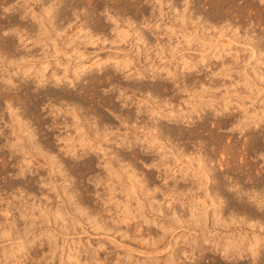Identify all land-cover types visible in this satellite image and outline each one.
<instances>
[{
	"label": "clouds",
	"instance_id": "1",
	"mask_svg": "<svg viewBox=\"0 0 264 264\" xmlns=\"http://www.w3.org/2000/svg\"><path fill=\"white\" fill-rule=\"evenodd\" d=\"M61 2L0 0L4 13L24 8L20 19L35 20L39 37L30 39L25 35L27 29L4 31L0 26V264H54L58 253L74 252L67 231L69 223L75 222L68 213L75 209L79 214L77 201L83 196L95 197L105 208L113 204L123 209L135 202L133 211L138 217L145 219L147 212L152 222L162 226L156 239L150 236L140 242L153 249L162 247L163 258L156 253L140 264H201L207 251L220 255L219 264H264V183L260 182L264 165L244 180L248 190L239 183L226 184L219 165L229 166L234 155L230 145H224L227 159L218 163L215 146L205 150L197 141L189 149L183 134L171 131L176 120L190 126L193 116L199 115L197 109L208 106L210 100L217 117L237 103L213 99L215 89L196 85L199 91H192L185 83L202 59L195 54L202 41L195 31H188L186 23L192 0H182V11L171 7L170 0H71L86 7L73 9L70 18L59 22L63 28L58 30L54 8ZM96 3L103 8L95 9ZM258 3L264 6V0ZM123 4H150L151 16L139 21L123 17L116 10ZM84 16L106 27L107 35L103 30L94 34L82 20ZM206 27L212 30L210 23ZM160 32L178 41L167 57L158 43L142 51L147 36ZM9 37H19L11 49ZM65 40L72 43L64 47ZM77 41L81 45H124L125 50L105 60L96 53L85 58L79 51L69 52ZM241 47L251 60L256 59L247 42ZM34 49H42L43 55L34 59ZM41 64L65 71L45 75ZM159 79L173 83L172 98L184 94L180 107L171 103L172 98L162 105L151 102ZM38 80L54 90L86 88L92 103L87 108L72 107L74 101L65 96L55 105L42 102L29 110V95H41ZM29 81L33 83L25 91L23 86ZM261 84L259 91L264 96V76ZM129 101L137 104L135 110L129 111ZM260 115L264 118V107ZM258 158L264 160V152ZM190 181L195 182L192 189H176ZM157 192L163 200L154 198ZM233 203L250 204L257 214L251 219L258 216L261 222L223 216L222 206ZM45 247L50 251L33 255L34 249ZM65 248L70 253H63ZM61 264L67 261L61 259Z\"/></svg>",
	"mask_w": 264,
	"mask_h": 264
},
{
	"label": "rangeland",
	"instance_id": "2",
	"mask_svg": "<svg viewBox=\"0 0 264 264\" xmlns=\"http://www.w3.org/2000/svg\"><path fill=\"white\" fill-rule=\"evenodd\" d=\"M210 1L212 4L210 3ZM11 2H14V0H11ZM236 2L238 3V5H240V7L242 6L245 8L241 9L239 6H237V8L233 10H228V12L225 10L222 11L223 12L222 14H224L222 15V17L224 19H226L225 17H228L231 25H228L227 22L226 24L225 22L224 24L220 22L222 20V17L218 16L219 14H216L214 12L216 11L215 9L216 6H213L214 3L212 2V0H192V2L190 3L188 7L189 13L187 10V13L190 14V17H189L190 19H188V21L190 20L189 21L190 24L187 21L188 31L190 33L195 31L196 36L199 37L200 41H202L201 44L196 46V51H195L196 56L198 58L202 57V60L199 64H197L195 71L188 74L189 81H187V85L190 86L192 91H199V88L196 85H201V83H202V86L205 88L215 89L217 91L214 92L213 99H227L230 101L237 102V103L230 104L233 107L235 106V108L229 111V113H231L232 115L235 114L238 118L242 115L246 117L248 116V117L255 118L257 116H260V110L262 107H264V105H262L261 103L262 101H264V96H261L260 91H259V89L262 86L261 77L264 76V60L261 59L262 54H264V50H263L264 49V21H263L264 15L263 17L261 16V12H263L262 14H264V6L259 5L258 0H245L243 3H240V0H236ZM244 3H247V4H244ZM249 3H253V5L255 4L254 6L252 4L251 5L253 6V8H256V9L253 10L252 6L249 5ZM60 4L61 5L58 4L59 14L60 12H61L60 15H63L64 13L66 14L68 13L65 16H69V18L71 17L70 15H71V11L73 10V8L78 9V8L86 7V5H82V4H72L71 0H67V2H63L62 0ZM209 4H211V6H209ZM127 5L129 4L119 5L116 8V10L123 17H127V18L129 17L133 21H139L142 18L143 14H141L138 10H135L138 7L146 10L144 11V13L146 12L144 15L145 17L146 16L148 17V15L151 16L152 8L150 4H143V6H141L140 4H130V7ZM170 6L176 9H180L181 11L183 10L182 0H170ZM247 6L248 7L250 6V7L248 8ZM94 8L102 9L103 4L96 3L94 5ZM128 8L131 10H128ZM257 9H262L263 11L261 10L260 12V10L258 11ZM24 10L25 9L21 7L11 9L7 13H4L3 10H0V15L4 16V18L0 20V23L2 22V25L3 24L4 25L3 26L1 24L0 25L2 27L6 26L7 21L10 19L7 17V15H9L11 18H14L17 24H19L20 22H23V23L26 22V24L24 25L30 24L27 22H31L32 20H21L20 19V17L24 15ZM213 12L215 13V15ZM258 12L260 14H258ZM197 15L198 17H201V18L203 17L205 21L206 20L208 21H206L205 23L204 20L201 21V18L200 20L199 19L196 20ZM256 15L263 18L262 19L263 22L261 21L260 17H258L260 18L259 20H255V18L258 19ZM84 17L87 18L86 25L91 31H93L94 34H99L98 31L103 30L105 35H107L108 29L106 27H104L102 24H99V23L93 24L89 20V17L87 16H84ZM192 17H193V20H192ZM61 20H64V19H60V21ZM198 20H199V24L197 23ZM208 22L211 23V26H212L211 31L207 30L206 25ZM250 24L253 26L251 29H249ZM56 27L58 28V30H61L63 28V26L59 24V21L57 22ZM237 28L240 29V32L238 34L236 33ZM4 29L5 28H3V30ZM4 31H8L7 28ZM27 33H29L30 39H36L34 36L35 35L34 32H32L33 35L32 34L30 35L31 32H27ZM69 35H72V33L69 32ZM14 39H18V38L17 37L8 38V40H10L9 42L10 44L8 48L11 49L12 41ZM257 41H259L258 43V45L260 44L259 47L263 48L262 53H259V51H257L256 54L258 53V57H256L255 60H251V57L249 56V54L244 52L243 48L241 47V43L247 42L248 47L252 48L251 43H254ZM177 42L178 41L175 36H172L171 34H166V32H160L158 36L148 35L146 44L141 45L140 48L142 51H145L146 49H150L158 43L159 47L164 49L165 56L167 57L168 52L171 50L172 47L176 46ZM71 43H72L71 41L65 40L64 47H68V45ZM185 47H187V45H185ZM104 49H111V51L109 52ZM74 50L79 51L80 54L83 55L85 58L91 56L93 53H96V56L100 60H105V59H109L110 56L115 57V56L120 55L121 52L125 50V46L121 45L119 47H116L111 44H103V45L83 44L81 45L80 42L77 41L76 45H73L71 48H69V52L74 51ZM34 52H36V56L33 57L34 59L39 58L40 56L43 55L42 49H34ZM151 54L155 56V52H152ZM58 59L61 62H64L63 57H59ZM261 61H263L262 64H260ZM84 63L85 64L88 63L87 59H85ZM52 64L55 65V62H52ZM41 67H44L43 72L46 75L52 73L53 71H55L59 75L63 71H65V69L54 67V66H49L45 64H42ZM244 67H245V70L243 69ZM200 79L203 82H201ZM194 80L195 81L198 80L197 82L200 81L201 83H197V82L195 83ZM28 83H29V86H31L33 82L29 81ZM157 83L158 84L164 83L169 87V90L167 91L163 90L162 92H158L157 94H155L154 96L156 97L153 96L151 100V102L153 103L162 105L168 102L169 98L173 97L174 85L172 84L170 80H164V79H159ZM45 84L46 85H44L43 87L41 86V88L49 90L50 87L48 83L46 82ZM81 87H83V85H81ZM51 89L53 90V88ZM83 91L81 92L80 89H77L75 91L77 94L76 93L75 94L77 96L79 94V97H81L82 95L81 98H84L85 100L90 101L87 103V101L84 100L85 104L86 103L88 104V105L86 104L87 105L86 108H87L92 103V101L89 98V93L87 92V89L85 88L83 89ZM80 92L83 94H81ZM140 95H143V92H141ZM41 96L42 98L39 99L40 101L38 105L41 104L42 102L51 103L55 105V103L57 104V102L61 100L58 98L56 100L50 99L51 101L48 99L47 101L48 97L46 96L43 97V94H41ZM29 98L30 97H28V101L30 100ZM182 98H184L183 93H181L179 97L172 98L171 103L175 104L177 107H180L181 106L180 99ZM31 100L29 101V105H30L29 109L33 103V101ZM130 102H128L130 105L129 111L135 110L137 107V104L133 103L132 101ZM214 107L215 105L212 102L208 106H205V110L202 111V113H200L202 120L198 116L194 115L193 121L190 126L186 127L183 123L177 120L174 122V125L172 126L171 129L174 130L177 127L180 130L177 131L178 129L176 128V131L178 133L179 132L183 133L182 132L183 130L184 132H187V130H190L191 128L194 129L195 127L196 129L199 123L201 124V121H204V123L207 124L205 125L208 127V130L201 132L199 129L197 132L198 134L200 133L198 140L210 139L209 132L213 131L215 135L224 136V137L228 136L229 138L232 139L231 142H230V139L226 140L227 142L224 141L220 146H224L232 142L234 144L235 141H238L239 146L237 147V150L234 151L235 153H233L234 155L231 161L229 162V166L226 168L222 166L221 171H222V174H224L226 177L227 176L229 177L226 179V177L224 176L225 180L227 181L229 180L231 182H233L234 180L235 181L237 180L238 183L241 184V186H243V188L248 190L249 186L244 184V180L247 179L248 174H255L256 172H259L261 169V166L264 165V160H260L258 158L259 154L264 152V140L261 138V133H259L261 131H264V118H263V122H260L259 125L253 126V124L250 123L249 128L243 129L241 131H239L238 128L237 129L235 128L234 131H230V129H234L231 126H226V127L222 126V127L216 128L217 126L215 125V123H217L219 119L221 121V120H224L225 118H229V113L224 116L217 117L214 115V112H213ZM231 114H230V117H231ZM250 133H253V134L256 133L255 135H257V138L255 142H253V140L247 137L250 135ZM194 144L195 142L194 143L189 142L188 148L191 149V146ZM203 145H204L205 150L208 147L213 146L211 144L210 145L203 144ZM219 147L216 148L217 158L219 159V156L221 153L223 154L222 158H226L224 155V147H220V148ZM260 182L264 183V180H261ZM191 183H194V182L191 181ZM177 186L179 187L177 189H179L180 191H183V182ZM149 187H152V185H150ZM8 190L10 191L11 189H8ZM162 197L164 196L161 195V193L157 192L154 198L159 201L162 199ZM121 199H122L121 197H117V200H121ZM77 206L78 208H81V210L79 211V214L76 213L75 209H69L70 214L69 213L68 214L69 216L72 217V221H74L75 223L70 222L69 229L67 231V236L71 238L69 240V245L72 248H74L75 251L70 253V249H67V248L62 249L63 253H70V254L62 256L61 253H58L56 258L54 259V264H61V259L66 260L67 264H95L93 261L95 258L98 260L103 259L102 261L103 264H127V263L140 264V262L147 261L150 258H152V256L156 255V253L154 255L153 254L145 255V252L149 251L148 245H145L144 243H141L140 241L143 240L144 238H145L144 239L145 241L149 239L146 236V233L149 232L150 229L151 231H153V233L160 234L161 228L158 227L157 225L149 224L147 221L144 222L143 219H141L140 217H137L136 213L133 211V209L135 208V202H133V204L128 208L118 209L116 205H113V204H109L107 208H105V205L103 203L96 202L95 197L83 196L78 199ZM93 209L94 210L96 209L95 212L97 211L98 214L91 218L90 217L91 210ZM100 214L102 216H100ZM115 214H118L122 217L124 215V218H126L127 220V217H128L129 220L127 221L125 220V222L127 223L124 222V223L117 224L116 221L113 222L114 219H110L109 217L110 215L114 216ZM75 224H78L79 226L77 227L75 226ZM100 225H103V227L107 226L109 227V229L105 231L104 233ZM137 228L140 229V231H138ZM141 232L143 233L142 235H141ZM117 233H120V234L118 235ZM121 233L124 236L121 235ZM73 240L75 241L74 244H73ZM34 250L38 252L37 255H43L44 253L50 251L48 247H45L43 251L39 248L34 249ZM212 255H213L212 251H207L205 257L201 258V264H213L214 255L213 256ZM148 256H151V257H148ZM163 256H164L163 249H161L160 258H163Z\"/></svg>",
	"mask_w": 264,
	"mask_h": 264
},
{
	"label": "bare ground",
	"instance_id": "3",
	"mask_svg": "<svg viewBox=\"0 0 264 264\" xmlns=\"http://www.w3.org/2000/svg\"><path fill=\"white\" fill-rule=\"evenodd\" d=\"M245 1V0H244ZM212 2L214 3V5L213 6H216V11H214L216 14H219L218 16H221L222 17V15H224V14H222L223 12V10H225V11H227L228 12V10H233V9H235V8H237V6H239L240 7V5H238V3L236 2V0H212ZM210 3H211V1H210ZM254 3V2H253ZM253 3H249V5H253ZM212 4V3H211ZM211 4H209V6H211ZM244 4H247V3H244ZM59 5H61L60 3H59ZM124 5H126V4H124ZM251 5V6H252ZM255 5V4H254ZM253 5V6H254ZM127 6H129L130 7V4L129 5H127ZM138 6V5H137ZM253 6H252V8H253ZM258 6V5H257ZM5 7H7V5H5ZM118 7V6H117ZM121 7V6H120ZM119 7V8H120ZM133 7V6H132ZM131 7V8H132ZM135 7V6H134ZM248 7V6H247ZM250 7V6H249ZM248 7V8H249ZM136 8V7H135ZM134 8V9H135ZM139 8V7H138ZM135 9V10H138L141 14H143L142 15V17H145L144 15H145V13H144V11H146V10H144L143 8H139V9ZM145 8V7H144ZM224 8V9H223ZM241 9L242 8H245V7H240ZM251 8V9H252ZM73 9H75V8H73ZM121 9H123V8H121ZM146 9V8H145ZM239 9V8H238ZM254 9H256V8H253V10ZM125 10V9H124ZM128 10H131V9H129L128 8ZM258 11L260 10V12H261V10L262 9H257ZM61 11V10H60ZM241 11V10H240ZM243 11V10H242ZM250 11V10H249ZM263 11V10H262ZM24 12H25V10H24ZM199 12V11H198ZM213 12V13H214ZM257 12V11H256ZM255 12V13H256ZM23 13V12H22ZM54 13H55V15H54V25H55V27H56V24H57V22L59 21L60 22V19H65L66 17H68L69 18V16H65V15H67L66 13H64L63 15H60L61 14V12H60V14H59V7H58V5H56V7L54 8ZM70 13V12H69ZM152 13V12H151ZM188 13H189V10H188ZM188 13H186V23H187V21H188V19H190L189 17H190V14H188ZM192 13V12H191ZM215 13H214V15H215ZM226 13V12H225ZM240 13V12H239ZM263 12H261V16L263 17V15L264 14H262ZM12 14V13H11ZM140 14V15H141ZM150 14V13H149ZM196 14V13H195ZM199 14V13H198ZM257 14V13H256ZM258 14H260L259 12H258ZM148 15V14H147ZM209 15V14H208ZM211 15V14H210ZM213 15V14H212ZM71 16V15H70ZM132 16H133V14H132ZM138 16V15H137ZM192 16V15H191ZM194 16V15H193ZM199 16H201V15H199ZM7 17L8 18H10L8 21H7V24H6V26L5 27H3V28H7V30H10V29H17L18 31H20V30H25V29H27V31L25 32V35H27L28 37H29V33H27V32H31L30 33V35L32 34V32H34L35 33V38L36 39H38L39 37H38V27H36L35 25H36V21L35 20H32L31 22H27V23H30V24H27V25H24V24H26V22L25 23H23V22H20L19 24H17V22H15V19L14 18H11L9 15H7ZM147 17V16H146ZM148 17H150V15H148ZM225 17V16H224ZM252 17V16H251ZM256 17L258 18V17H260V16H257L256 15ZM129 18V17H128ZM200 18L201 17H198V15H197V17H196V20L197 19H199L200 20ZM226 19H224L223 17H222V20L220 21L221 23H223L224 24V22H225V24H226V22H227V24L228 25H231L230 24V20H229V18L228 17H225ZM228 18V19H227ZM254 18H255V16H254ZM261 18V17H260ZM260 18H258V19H256L255 18V20H259ZM86 17H83L82 18V20L85 22V24H86ZM214 19V18H213ZM262 19L263 18H261V21H262ZM192 20H193V17H192ZM191 20V21H192ZM204 20V18L202 17L201 18V21H203ZM17 21V20H16ZM190 21V20H189ZM189 21H188V23H189ZM206 21H208V20H206ZM206 21L204 20V22L206 23ZM263 21H264V19H263ZM262 21V22H263ZM4 22V21H3ZM196 22V21H195ZM210 22V21H209ZM208 22V23H209ZM232 22V21H231ZM257 22V21H256ZM261 22V23H262ZM202 23V22H201ZM204 23V24H205ZM207 23V24H208ZM259 23H260V21H259ZM258 23V24H259ZM1 25H2V22L0 23ZM60 24V23H59ZM190 24V23H189ZM197 24V23H196ZM199 24V23H198ZM211 24V23H210ZM218 24V23H217ZM220 24V23H219ZM0 25V26H1ZM4 25V24H3ZM2 25V26H3ZM206 25V24H205ZM213 25V24H212ZM58 26V25H57ZM227 26V25H226ZM88 27V26H87ZM4 29V30H5ZM58 29V28H57ZM62 30V29H61ZM98 31V30H97ZM99 32V31H98ZM96 33V32H95ZM33 35V34H32ZM258 35V34H257ZM31 37H33V36H31ZM257 37V36H256ZM17 38H19V37H17ZM30 38V37H29ZM261 38V37H260ZM10 40H11V38H10ZM10 40H9V42H10ZM261 41V40H260ZM258 43H259V41H257V42H254V43H251V47H252V50H253V52L255 53V55H256V57H258V53L256 54V52L257 51H259V53H262V49L263 48H260L259 47V45H258ZM10 44V43H9ZM12 46V45H11ZM10 46V47H11ZM8 47H9V45H8ZM10 49V48H9ZM264 50V49H263ZM42 52H43V50H42ZM260 55V54H259ZM202 60V59H201ZM263 63V61H261V63L260 64H262ZM41 66H42V64H41ZM41 66H39L40 68H41V71L43 72L44 70V67H41ZM244 70H245V67L243 68ZM197 71V70H196ZM198 71H199V69H198ZM54 72V71H53ZM213 74V73H212ZM46 75V74H45ZM58 75V74H57ZM188 76L186 77V80H185V83L187 84V81H189L188 80ZM199 80V79H198ZM197 80V81H198ZM192 81V80H191ZM197 81H195L194 80V82L196 83ZM200 81L201 82H203L201 79H200ZM197 82V83H201V82ZM15 82H17V81H15L14 80V83ZM36 83H39V84H41V86L43 87L44 85H46L45 83V81H36ZM173 84V83H172ZM49 85V84H48ZM201 85H202V83H201ZM24 87V90L25 91H27L28 90V88H29V83L27 84V85H25V86H23ZM45 88V87H44ZM43 89V88H42ZM163 90H169V87L166 85V84H155V86H154V93L155 94H157L158 92H162ZM79 91V90H78ZM81 91V90H80ZM82 92V91H81ZM80 92V93H81ZM84 92V91H83ZM87 92H88V89H87ZM76 92H72L71 90H67V91H64V90H62V91H60L59 89L58 90H52L51 88L49 89V90H46V89H43L42 91H41V94H43V97H48L47 98V101H48V99L50 100H56V99H62L63 97H65V96H68L72 101H74V103L71 105L72 107H81V108H86V106L88 105L87 103L88 102H90V101H88V100H85L84 98H81L82 97V95H81V97H79V94H78V96L75 94ZM85 93V92H84ZM81 94H83V93H81ZM154 94V95H155ZM153 95V96H154ZM153 96H152V98H153ZM29 99L31 100V101H33V103H32V105H31V107H30V109L29 110H31V109H33V108H35L37 105H38V103H39V99H41L42 98V96L40 95V98H37V97H33V96H31V95H29ZM154 97H156V96H154ZM35 98V99H34ZM29 100V101H30ZM43 100V99H42ZM50 100V101H51ZM87 101V105L85 104V101ZM28 101V102H29ZM92 101V100H91ZM54 102V101H53ZM55 102H57V101H55ZM130 102V101H129ZM212 101L210 100L209 101V104L211 103ZM131 103V102H130ZM56 104V103H55ZM30 106V105H29ZM137 108V107H136ZM235 108V106L233 107V106H229L228 107V112H227V114L229 113V111H231V110H233ZM209 109H210V107H209ZM213 109V108H212ZM211 109V110H212ZM205 110V106L204 105H202L200 108H198L197 109V111L199 112V115H198V117L201 119V114L200 113H202V111H204ZM237 113V112H236ZM230 114L231 113H229V118H225L224 120H221L220 121V119H219V121L217 122V123H215V125L217 126L216 128H219V127H222V126H231L232 128H238L239 129V131H241V130H243V129H247V128H249V124L250 123H252L253 124V126H255V125H259V123L260 122H263V118L261 117V115L260 116H257V117H255V118H252V117H246V116H244V115H242V116H240L239 118L234 114V115H232L231 114V117H230ZM202 120V119H201ZM206 120V119H205ZM252 120V121H251ZM177 121V120H176ZM216 121H217V119H216ZM200 122V121H199ZM214 123V122H213ZM206 123H204V121H201V124L199 123V125L196 127V129H195V127H194V129H190V130H187V132H184V130L182 131L183 133V139L185 140V141H188V143L190 142H195V144H196V142L197 141H200L202 144H211V145H213V146H215V149L216 148H218L224 141H226V140H228V139H230V142L232 141V139L231 138H229L228 136L227 137H224V136H218V135H215V133L213 132V131H211V132H209L210 133V135H209V137H210V139H203V140H198L199 139V136H200V133L198 134L197 132H198V130L200 129V131L201 132H204V131H207L208 130V127L205 125ZM215 127V126H214ZM177 128V127H176ZM176 128L173 130V129H171V131H172V133H173V135H177V134H180L181 132H177V131H179L180 129H178L177 131H176ZM215 129V128H214ZM259 132V131H258ZM259 133H261V138L264 140V131H261V132H259ZM218 134H220V133H218ZM256 134V133H255ZM255 134H253V133H250V135L249 136H247V137H249V139H251V140H253V142H255L256 141V138H257V135H255ZM246 137V138H247ZM248 139V140H249ZM227 142V141H226ZM239 143H238V141H235V143L233 144V142L232 143H228L227 145H230L231 146V150H233V153H235L234 151H236L237 150V147L239 146L238 145ZM245 144H247V143H245ZM244 144V145H245ZM246 146V145H245ZM192 147V146H191ZM220 147H224V146H220ZM219 147V148H220ZM246 148H248V147H246ZM222 149V148H221ZM223 151V150H222ZM244 151V150H243ZM242 151V152H243ZM241 152V151H240ZM203 154V153H202ZM240 154V153H239ZM244 155V154H243ZM222 156H223V154L221 153L220 154V156H219V159L217 158V162L219 163V161H223V160H225L226 158H222ZM245 156V155H244ZM220 166V168L223 166V165H219ZM224 167V166H223ZM255 167V166H254ZM252 168V167H251ZM221 174H222V171H221ZM222 176L224 177L225 175L224 174H222ZM226 177V176H225ZM227 178H229L228 176L226 177V179ZM226 181L227 180H225L224 179V182L226 183ZM229 181V180H228ZM228 181H227V183H228ZM235 181V180H234ZM233 181V182H234ZM192 182H194V181H192ZM232 182V183H233ZM190 184H184L183 183V191H187V190H189V189H192L193 187H194V183H191V181L189 182ZM226 183V184H227ZM234 183H238V181L236 180ZM243 187V186H242ZM245 187V186H244ZM177 188H179L178 186L176 187V189ZM245 189V188H244ZM173 190H175V189H173ZM245 190H247V189H245ZM164 199V197H162V199L161 200H163ZM79 210H81V208H79ZM96 210V209H95ZM95 210L93 209V210H91V218L92 217H94V216H96L97 214H98V212L96 211L95 212ZM101 211V210H100ZM99 211V212H100ZM70 212V211H69ZM221 213H222V215L223 216H228V215H232V216H239V217H241L245 222H247V223H259V222H261L260 220H259V217L257 216V219L256 220H252L251 219V217H253V216H256L257 214L256 213H254V212H252V210H251V205L250 204H248V203H242V204H236V203H233V204H230V205H226V206H222V208H221ZM70 214V213H69ZM145 219H143L144 220V222L145 221H147L149 224H154V225H157L158 227H160L161 228V232H162V226L160 225V224H157V223H155V222H152V220H151V217L150 216H148V213L147 212H145ZM100 216H102L101 214H100ZM110 217V219H114L113 220V222L114 221H116L117 222V224H119L118 223V221H120V220H126V218H124V215H123V217L122 216H120V215H118V214H115L114 216H112V215H110L109 216ZM126 217V216H125ZM138 217V216H137ZM127 220H129V218L127 217ZM126 220V221H127ZM101 221V220H100ZM139 222H141V221H139ZM125 223H127V222H125ZM103 225H104V223H103ZM103 225H100L101 226V228L103 229L102 231L105 233V231H107L108 229H109V227H107V229H106V227H103ZM125 225H127V224H125ZM129 225V224H128ZM99 226V227H100ZM138 227H140V226H138ZM138 229V228H137ZM135 230V229H134ZM138 231H140V229H138ZM156 232V231H155ZM161 232H160V234H161ZM134 233V232H133ZM145 233V232H144ZM140 234V233H139ZM143 233L141 232V235H142ZM121 235H123L122 233H121ZM140 235V236H141ZM159 234L158 233H153V231H151V229H150V231L149 232H147L146 233V236L149 238L150 236L152 237V239H156V236H158ZM124 236V235H123ZM122 237V236H121ZM145 237V236H144ZM145 239V238H144ZM143 239V240H144ZM147 239V238H146ZM145 241V240H144ZM147 241V240H146ZM145 245H148V244H145ZM148 249H149V251H146L145 252V255H150V254H155V253H160V250L161 249H163L162 247H157V248H155V249H153V248H151V247H149V245H148ZM43 251V250H42ZM41 252V251H40ZM37 253L38 252H36V250H34L33 251V255H37ZM212 253H213V255H214V257H213V259H214V261H213V264H214V262H215V264H219V262H220V260H221V257H220V255L219 254H217V253H215L214 251H212ZM205 255H206V252H204V254H203V256L202 257H205ZM212 255V256H213ZM119 257V256H118ZM117 257V258H118ZM148 257H151V256H148ZM153 257V256H152ZM96 259V258H95ZM93 260L94 261V263L95 264H103L102 263V261H103V259L102 260H98V259H96V260ZM261 259H264V253H262V255H261ZM118 261V260H117ZM116 262V261H115ZM127 264H129V263H127ZM240 264H245V262H243V261H241L240 262Z\"/></svg>",
	"mask_w": 264,
	"mask_h": 264
}]
</instances>
